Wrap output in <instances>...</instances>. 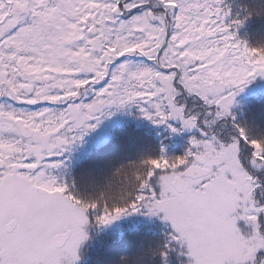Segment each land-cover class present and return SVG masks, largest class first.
Wrapping results in <instances>:
<instances>
[{
	"label": "snow or ice",
	"instance_id": "1",
	"mask_svg": "<svg viewBox=\"0 0 264 264\" xmlns=\"http://www.w3.org/2000/svg\"><path fill=\"white\" fill-rule=\"evenodd\" d=\"M242 12L225 0H0V98L63 106L0 104V264H77L92 218L141 212L172 225L162 264L174 251L187 264H264V128L233 112L264 77V45L238 34L264 4ZM133 56L150 63L112 71ZM132 106L199 136L182 157L140 160L146 175L122 203L56 174L93 122Z\"/></svg>",
	"mask_w": 264,
	"mask_h": 264
},
{
	"label": "rangeland",
	"instance_id": "2",
	"mask_svg": "<svg viewBox=\"0 0 264 264\" xmlns=\"http://www.w3.org/2000/svg\"><path fill=\"white\" fill-rule=\"evenodd\" d=\"M127 61H131L133 64L150 63V61L147 58L141 56L125 57L123 60H117L111 66L112 71L117 70L120 64ZM254 93H260V94L264 93V77H257L244 89L243 92L237 95L233 112L241 100L245 99L248 96L250 97ZM0 104H10L13 105L18 110L28 111V112H38L44 108L63 110V106L51 105V104L47 105L42 103L34 106L18 104L6 97L0 98ZM93 123L95 124V127L91 129L87 134H85L82 140H80L78 143L73 145L71 150L65 153L57 161L63 163L64 167L57 170L56 174L58 176H61L60 172L62 171L66 173H71L69 178V183L72 182L79 183V181L85 180L86 177H88L89 179V172H88V176H86L88 168L90 166L93 168L98 167L97 164H99V162L96 163L92 157H90L87 161V155H88L87 151H91V149L93 148H97L98 146L102 147L104 144L106 145L109 143V149L106 152H110L111 150L114 149L113 145L115 144L114 143L115 140H118L119 138L129 137V140L126 141V144L123 147L121 146L118 148L117 150L118 152H116V156L122 153L123 150H128V153L132 152L129 145H132L133 147L135 143H138L137 140L140 135H137L138 132L136 131V129H138L139 127L152 133L157 139H160L162 141L167 140L170 142L171 145H179L176 147L178 153L171 156L170 158L184 156L191 146L190 145L191 139L194 136H199V132L196 131H180V129H182V123L180 122L171 121L169 122V124H158L156 122L148 120L143 116L139 108L135 106L126 107L119 110L115 108L108 110L107 114L102 116L98 123L96 122ZM172 127L177 128L178 131L175 133L172 132L171 131ZM129 131H132L131 134H128ZM89 135H97L98 144L94 145L95 140H93V138L90 139ZM85 136H88L89 139L88 141H86ZM108 139L110 140L112 139V140L109 142ZM126 146L127 149H125ZM103 152L104 151L101 149L100 151L101 156H103ZM109 158H111L112 160L113 156ZM80 162L81 164L84 163L82 165L83 169L80 174L79 173L74 174L75 166L77 165V163ZM87 164H91V165H87ZM109 177L111 176L107 175L106 177H104V181L99 180L96 183H101V182L107 183ZM136 227L138 228L146 227L153 231L164 230L162 231V234L164 240L166 239L167 242L170 235L173 232L171 223L163 220L162 216H148L143 212L122 216L118 220H115L108 225L97 224L95 223V218H92L90 224L85 226L84 229L87 232L88 238L81 244L78 250L79 259L77 261V264H83L88 259L90 254H92L95 251V249H97L98 246L102 245L101 242L104 239H107L104 236L105 234L110 235L111 233L124 230L123 233L124 235H120V239L121 238L125 239L126 238L125 232H127V234H130L132 232L136 233L135 231ZM144 241L147 243L145 245L147 247L142 249V251H140L138 257L139 258L142 257L140 261L146 263H150V260L153 258V256L157 258L159 257L158 255L154 254L155 253L154 250L152 253L153 248H151L150 244H153L155 248H160L162 245L167 243V242L166 243L162 242L161 240H156L152 237L147 238ZM187 260L188 258L186 256H181L174 251L170 255L169 264H187ZM160 264H162L161 261Z\"/></svg>",
	"mask_w": 264,
	"mask_h": 264
},
{
	"label": "trees",
	"instance_id": "3",
	"mask_svg": "<svg viewBox=\"0 0 264 264\" xmlns=\"http://www.w3.org/2000/svg\"><path fill=\"white\" fill-rule=\"evenodd\" d=\"M226 5L230 6L233 12V15H243L242 10L256 7L259 8L260 5L264 4V0H225ZM240 39L246 40L253 46L264 45V16L255 15L252 16L240 29H239ZM239 102V101H238ZM237 118L240 121H248L249 123L255 122L261 128H264V93H254L250 97H246L241 100L237 107L234 110ZM138 132L137 142L135 145H129L132 152L128 153V150H123L122 153L116 156L119 147H123L126 144L127 138H119L114 141V149L110 152H106L109 149V144L103 149V156L97 155L95 157L96 163L99 162L98 167H89L86 173L89 179H86L89 182L88 192L92 195H98L100 190L106 185L105 182L96 183L101 180L104 181V177L113 175V172L120 167L121 165L133 163L140 161L148 157H165L170 158L171 156L177 154L176 147L179 145H171L169 141H162L157 139L152 133L139 127L136 129ZM132 131H129L128 134H131ZM129 142V141H128ZM127 142V143H128ZM147 144V145H145ZM127 149V146L126 148ZM106 152V154H105ZM111 158L109 157H112ZM116 156V157H115ZM98 159V160H97ZM84 164V163H83ZM81 162L77 163L75 166L74 174L81 173L83 167ZM91 165V164H87ZM95 165V164H94ZM96 166V165H95ZM63 179L68 180L71 173L60 172ZM107 180V182L111 179ZM84 181H79L77 187L81 190L84 189ZM127 231V230H126ZM136 233L127 234L125 232L126 238L120 239V235H124V230L111 233L110 235L105 234L104 236L107 239H104L100 246L95 249V251L90 254L88 259L83 264H160L161 259L153 256L150 260V263L142 262L138 257V254L142 249L146 248L147 243L144 241L147 238H154L156 240H161L162 242H167L163 238L162 231H153L146 227H136ZM153 240V239H152ZM152 249L156 251L158 248H155L153 244H150ZM147 261V260H145Z\"/></svg>",
	"mask_w": 264,
	"mask_h": 264
},
{
	"label": "clouds",
	"instance_id": "4",
	"mask_svg": "<svg viewBox=\"0 0 264 264\" xmlns=\"http://www.w3.org/2000/svg\"><path fill=\"white\" fill-rule=\"evenodd\" d=\"M145 168L146 166L139 161L121 165L113 172L111 179L97 196L111 203L125 202L144 179Z\"/></svg>",
	"mask_w": 264,
	"mask_h": 264
}]
</instances>
